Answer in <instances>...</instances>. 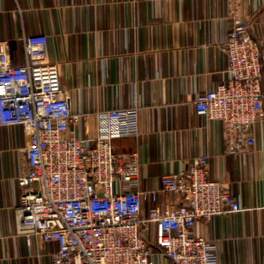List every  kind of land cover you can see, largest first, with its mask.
<instances>
[{"label": "crops", "instance_id": "crops-1", "mask_svg": "<svg viewBox=\"0 0 264 264\" xmlns=\"http://www.w3.org/2000/svg\"><path fill=\"white\" fill-rule=\"evenodd\" d=\"M233 17L264 48V0H0V40L20 65L23 37H47L48 59L80 115L68 137L91 145L97 113L140 107V135L112 143L120 155L138 153L143 190L206 158L210 179L230 189L241 211L200 220L195 233L216 245L218 264H264V103L255 145L240 154L226 147L221 125L197 118L193 107L199 94L225 83ZM27 138L21 127L0 128V264H50L57 250L29 246L17 232L16 179L27 170ZM173 202L160 195L162 206ZM155 262L172 264L162 255Z\"/></svg>", "mask_w": 264, "mask_h": 264}, {"label": "built area", "instance_id": "built-area-1", "mask_svg": "<svg viewBox=\"0 0 264 264\" xmlns=\"http://www.w3.org/2000/svg\"><path fill=\"white\" fill-rule=\"evenodd\" d=\"M22 43L24 62L13 65L10 42L0 40V128L21 127L28 137L27 170L16 179L18 234L29 246L56 245L50 264H156V255L172 264H218L216 245L195 233L197 223L241 207L210 179L207 159L143 190L138 153L120 155L112 143L140 135V107L97 113L91 145L68 137L80 115L48 59V39L29 35ZM225 53V83L199 94L193 107L197 118L219 123L226 147L240 154L255 145L263 116L264 48L233 17ZM161 194L173 204L162 206Z\"/></svg>", "mask_w": 264, "mask_h": 264}]
</instances>
